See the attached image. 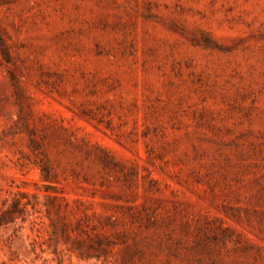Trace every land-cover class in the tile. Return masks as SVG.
Returning <instances> with one entry per match:
<instances>
[{
	"label": "rangeland",
	"instance_id": "374dc122",
	"mask_svg": "<svg viewBox=\"0 0 264 264\" xmlns=\"http://www.w3.org/2000/svg\"><path fill=\"white\" fill-rule=\"evenodd\" d=\"M15 199L0 264H264V0H0Z\"/></svg>",
	"mask_w": 264,
	"mask_h": 264
},
{
	"label": "trees",
	"instance_id": "16d2710c",
	"mask_svg": "<svg viewBox=\"0 0 264 264\" xmlns=\"http://www.w3.org/2000/svg\"><path fill=\"white\" fill-rule=\"evenodd\" d=\"M43 177L45 180L50 179V173L47 168L43 169ZM52 188V187H48ZM52 199H57L52 197ZM25 204L21 203L19 199H15L11 205L7 206L0 212V226L8 225L16 221L18 217H21L25 213Z\"/></svg>",
	"mask_w": 264,
	"mask_h": 264
}]
</instances>
